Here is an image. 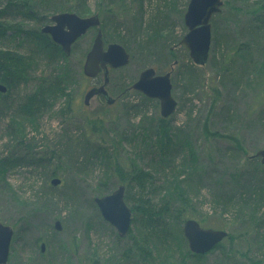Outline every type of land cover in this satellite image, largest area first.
<instances>
[{
	"label": "rangeland",
	"instance_id": "1",
	"mask_svg": "<svg viewBox=\"0 0 264 264\" xmlns=\"http://www.w3.org/2000/svg\"><path fill=\"white\" fill-rule=\"evenodd\" d=\"M32 1L43 16L39 24L14 16L0 20L10 28L0 35V58L21 78L13 81L0 118V162L11 164L0 174V223L14 232L7 264H137L135 258H122L135 242L148 245L153 256L166 264H264V165L246 162L264 147V0H222L221 12L211 19L208 61L192 69L187 66V59L192 63L188 51L180 45L187 33L184 14L190 0H142V10L138 0H86L79 16L98 14L105 45L119 44L130 55L127 66L110 71L106 90L112 98L146 68L157 74L174 68L172 95L177 108L166 119L164 130L159 127V102L137 91H129L113 105L94 97L85 106L86 91L103 80L102 75L89 79L82 73L98 29H90L74 43L69 56L37 48L29 33L51 24L52 15L75 13L70 6L76 7L77 1L69 0L68 5ZM4 5L1 0L0 9ZM142 17L145 23L139 29ZM141 41L153 46L141 52ZM174 62L178 64L173 66ZM36 90L41 105L51 108L40 110L33 100L28 103L34 106L17 113V103H25L26 94ZM68 105L71 114L61 115ZM86 119H103L101 135L89 134ZM213 132L222 137L208 138ZM164 133L174 136L182 150L171 166L161 167L159 151L147 147ZM16 134L22 136L23 147ZM223 135L236 137L244 153L236 152L234 141ZM26 147H31V153ZM53 152L55 158L49 163L31 166V161L44 158L46 162ZM184 159L202 168L200 179L192 180L193 210L188 218L202 228L224 230L236 238L233 245L224 240L222 248L199 261L185 256L175 239L162 247L161 233L144 229L142 211L134 210L143 194L150 205L168 195L171 176L179 171L174 172L173 165L178 167ZM115 162L126 172L134 163L152 176L146 192L137 186L128 192L126 188L127 198L131 197L126 204L135 223L131 221L125 238L104 221L94 202L122 185L114 174ZM53 178L60 180L59 185L50 184ZM211 194H241L252 203L261 202L262 210L245 217L222 207L214 212ZM56 221L60 230L54 227ZM133 251L135 255L137 250Z\"/></svg>",
	"mask_w": 264,
	"mask_h": 264
},
{
	"label": "water",
	"instance_id": "2",
	"mask_svg": "<svg viewBox=\"0 0 264 264\" xmlns=\"http://www.w3.org/2000/svg\"><path fill=\"white\" fill-rule=\"evenodd\" d=\"M222 6V0H190L188 3L184 14L187 33L181 39L180 45L187 49L189 58L196 66H203L208 61L211 45V19L221 12ZM50 21L51 24L41 28V33L48 35L66 56L71 54L73 44L91 28L98 29L92 46L85 56L82 73L89 79H96L101 73L103 81L99 86L86 91L83 103L88 106L94 97L100 96L107 105H113L115 98H112L106 90L109 84V72L127 66L130 61L129 53L119 44L105 45L98 14L80 17L75 13L63 12L52 15ZM176 64L177 62H174L173 66ZM172 71L173 67L164 74H157L153 68H146L129 87V90L137 91L148 99L157 100L163 119L171 117L177 108V101L172 95ZM5 91L6 87L0 84V92ZM250 158L259 159L264 165V147ZM59 183L60 180L57 178L50 181L52 186H57ZM124 195L125 187L120 185L110 194L94 198L102 218L114 228L120 238L128 235L132 221V211L127 206ZM54 227L56 230L61 229L58 221L55 222ZM13 234L9 226L0 223V264L8 262ZM182 234L189 252L194 255L209 253L227 237L226 231L202 228L193 219H187L183 223ZM44 247V243H41V252L44 251Z\"/></svg>",
	"mask_w": 264,
	"mask_h": 264
},
{
	"label": "trees",
	"instance_id": "3",
	"mask_svg": "<svg viewBox=\"0 0 264 264\" xmlns=\"http://www.w3.org/2000/svg\"><path fill=\"white\" fill-rule=\"evenodd\" d=\"M5 1V5L3 7H1L0 9V20L7 18V16L9 17H19L21 18V20L24 21H28V22H32V23H36L39 24L42 19V13L40 11L36 10V6L33 3L32 0H3ZM58 3H67V5L69 3H71L69 0H56ZM74 1V0H72ZM77 1L76 3V7H71L74 5H71L70 8H72V11L77 13V15L79 16L80 14H84V4L86 3V0H75ZM139 1V5H140V10H142L143 5H142V0H138ZM1 3V0H0ZM78 6V7H77ZM82 17V16H81ZM145 20L143 19V17L140 19V23H139V29H141L142 25L144 26ZM6 29H10L9 27L4 26L3 24L0 23V35L1 34H5V30ZM28 39H31L34 44H36L37 48L40 49H50L53 52H60L61 49L58 45L54 44L50 37L48 35H45L43 33H41V29H37L33 32L29 33ZM144 45V46H143ZM153 45H150L149 43H144V41H141L138 43V49H140V51L142 52L144 48H149ZM187 66L189 68H195L194 64H192L188 59H187ZM178 64V62H177ZM12 69L9 68V66H7V64L5 63V61H3L0 58V84L6 87V91L4 93L0 92V118H2L1 116L3 115V111L1 109L3 101H6L5 98L8 97L9 94V90L11 89L12 83L14 80L19 79L20 78V74L15 72V71H11ZM185 74V73H184ZM183 77H188V76H184ZM110 82V79H109ZM172 85H174V81L172 79ZM126 89V87L123 88V90L120 91V93L118 95L121 94L120 97L122 96H128L127 94H129L126 90V92H124ZM39 90H36L35 92H30L28 94H26V97H29L27 99V101L24 103L23 102H18L16 107V112L21 114L22 112H24L23 108H28L29 106H34V105H30L28 102H32L33 100L36 101L35 106H37V108H39L40 110H45V109H50L51 106L50 105H41L42 102L38 101V95L40 94V92H38ZM61 95V93H60ZM25 97V98H26ZM68 109L64 110L65 112L61 115H70L72 110L70 105H68L67 107ZM36 117V116H35ZM146 118V117H144ZM35 121V120H34ZM85 126L86 129L88 130L89 134L93 135V136H99L101 135V132L103 131V119H95L92 121H88V119H86L85 121ZM167 120L166 119H160L159 120V127L160 130H164L168 125H167ZM206 127V126H205ZM168 128V127H167ZM208 128V127H206ZM85 129V130H86ZM18 133V132H17ZM82 133V132H81ZM204 133H208V129L204 131ZM210 135L208 136V138H219L222 137V135L218 134V133H209ZM17 136H14V138H19L18 144L20 147H23V142H22V136H18V134H16ZM225 136V135H223ZM207 137V136H206ZM228 137V139L233 140L234 141V145H235V151L238 153H244V149L242 148L241 144L239 142H237L236 137H229V136H225ZM236 141V142H235ZM187 146L188 144L185 143ZM176 145V146H175ZM150 147H154L156 150L159 151V158H158V163L161 164L160 166L163 167V165H167V166H171L172 163L174 162V156L176 154H178L179 150H182V148L176 143V138L174 136L170 137V135H168V133H164L163 135H158L156 138V141L154 142L153 145H149L147 148L150 149ZM182 147L184 148V145H182ZM28 150L27 152H29V150H31V147H26ZM61 152V151H60ZM31 153V152H29ZM59 158L63 155H59ZM93 156V155H92ZM192 156V155H191ZM53 158H55V152L52 153V156L46 159V162L43 161V159H39L36 161H31L30 160L27 162L28 166H29V162L33 165L31 166H39L37 163H42V164H46L49 163L50 161L53 160ZM92 160V157L90 158ZM139 159H141L140 156V150H138V161ZM247 163L250 164H254L256 166L261 167V163L259 161V159H254V158H248L246 160ZM9 161H1L0 162V174L2 171L6 170V168L11 165ZM16 163V162H15ZM114 166V174L117 178V180L125 187V195H124V200L125 202L131 200V197L127 198V194H126V188H127V192L130 191L131 189L135 188L136 186L139 187L142 192L145 191L146 189L148 190L151 182H152V176L150 174L149 171H144L142 170V168L139 167H135L134 163H131L130 167H129V171L126 172L124 171V169L119 165L118 162H115ZM14 167H24V166H19V165H14ZM27 167V164H26ZM179 169V171L176 173L175 169ZM176 169V170H177ZM172 170H174L175 174L171 179V185L169 186V189H167V193L168 195H164L161 196L160 199L158 200L157 203H151V205L149 204L148 200L143 198L145 196H140L139 199L136 200V206L134 208V210L138 211V209H140L141 212V224L144 227V229H148V230H154L157 233H161L162 237H163V242L161 244V246H168L172 240H176L179 242V244L185 249V256L191 257L195 260H202L205 255H194L191 254L187 248H186V240L183 237L182 234V226L183 223L187 220V219H191L188 218L189 214H190V210L192 209V196H191V188L194 185L192 180L196 179H200V172L202 171V168L200 167L199 164H192L189 159H184L182 160V162L178 165V167H174ZM173 172V173H174ZM52 175H57L56 172H51ZM130 174V176H129ZM150 184V185H149ZM104 193V191L102 192V194ZM101 194V195H102ZM104 195V194H103ZM147 197V196H146ZM165 197V198H164ZM212 197V203H213V210L214 212L216 211V208L218 207H222L224 208L223 210H226V212H228L229 210H233L235 214L239 215L240 217H245L247 214H251V216L256 215L257 213L261 212L262 210V203L261 202H254L252 203L250 200L251 199H247L245 198L244 195H228V194H211ZM260 199H261V195H260ZM259 199V201H260ZM152 202V201H151ZM191 215V214H190ZM256 217V216H255ZM172 219V221L170 222H175V226L177 228V231L174 232V227L171 228V224L168 222L169 219ZM132 222L135 223V221ZM262 225L258 226V229L261 230ZM50 231H52L51 228H48ZM173 229V230H172ZM175 233V235H173V233ZM177 235V237H176ZM173 236H175V238H173ZM120 238V237H119ZM236 238L231 235V234H227V237L225 239V242L233 245V243L235 242ZM158 241V240H157ZM160 242V241H158ZM222 243V242H221ZM221 243H219L213 250L215 249H219L222 248ZM136 247V248H135ZM134 250H137V253L134 255ZM212 250V251H213ZM210 251V252H212ZM134 252V253H133ZM209 252V253H210ZM128 256V257H127ZM160 256V255H159ZM184 256V255H183ZM137 259V264H166L163 263V259L162 258H158L157 255L155 254L153 256V254L151 253L148 245L147 247H142L140 245H138L136 242L134 244L131 243V246L129 248V250L124 251L123 252V257L124 259L128 258V259ZM92 264H96L95 262Z\"/></svg>",
	"mask_w": 264,
	"mask_h": 264
},
{
	"label": "flooded vegetation",
	"instance_id": "4",
	"mask_svg": "<svg viewBox=\"0 0 264 264\" xmlns=\"http://www.w3.org/2000/svg\"><path fill=\"white\" fill-rule=\"evenodd\" d=\"M100 75H102L101 73L98 75V77L100 76ZM97 77V78H98ZM126 90L127 91H131V90H129V88H127V89H125V91L124 92H126ZM109 94V93H108ZM121 96V94L120 95H117V97L115 98V101L119 98ZM99 98H101V99H103L102 97H100V96H98ZM104 100V99H103ZM104 102H105V100H104Z\"/></svg>",
	"mask_w": 264,
	"mask_h": 264
}]
</instances>
